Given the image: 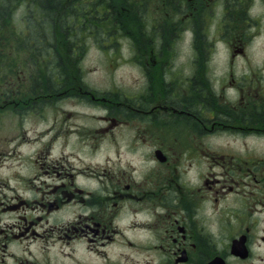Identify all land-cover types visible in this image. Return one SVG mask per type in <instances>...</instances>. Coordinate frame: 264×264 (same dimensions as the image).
Segmentation results:
<instances>
[{"label":"flooded vegetation","instance_id":"flooded-vegetation-1","mask_svg":"<svg viewBox=\"0 0 264 264\" xmlns=\"http://www.w3.org/2000/svg\"><path fill=\"white\" fill-rule=\"evenodd\" d=\"M172 1L178 10L174 18L167 11L171 0H157V16L145 35L153 47L164 44L145 52L152 61L146 74L153 73V80L154 70L162 67V84L149 88L147 98H122L119 114L110 120L127 127L136 118L146 126L135 131L128 147L137 149V139L150 149L149 174L134 183L118 176L89 191L76 185L71 169L48 165L33 200L4 209L20 213L10 227L18 231L14 239L43 242L38 255L25 251L19 264H56L59 253L65 264H264V160L219 158L212 146L204 150L202 142L220 133L264 139V69L261 83L247 75L223 76L217 88L210 77L215 74L202 65L215 50H192L188 65L180 67L174 61L180 51L169 49L170 40L181 37L185 21L192 22L193 38L220 41L202 35L207 13L195 17L192 1L211 13L220 7L217 35L229 42L233 30L244 44L241 36L250 41L264 36V0L259 12L256 0ZM202 153L210 161L200 163L203 173L187 174L182 160L193 168ZM64 212L67 217L57 219ZM56 242L64 243L60 252L53 248Z\"/></svg>","mask_w":264,"mask_h":264},{"label":"rangeland","instance_id":"rangeland-1","mask_svg":"<svg viewBox=\"0 0 264 264\" xmlns=\"http://www.w3.org/2000/svg\"><path fill=\"white\" fill-rule=\"evenodd\" d=\"M256 3L255 11L259 12L262 10V3L260 0H256ZM191 6L194 9L190 11L195 13V17L200 13H207L204 19L207 28L202 35H208L215 41L220 40L205 44V49L215 52L212 55L214 58L211 56L208 63H202L211 68V74H215L214 78L210 77L216 83V87H220L223 76L247 75L251 76V81L261 83L260 72L264 69V36L251 41L241 36L247 41L243 44L236 40V32L232 30L230 32L234 34L233 39L226 42L216 31L223 16L221 8L211 13V9L206 11L195 1L191 2ZM251 7L252 4L247 6L248 9ZM146 8V18L141 25L152 29L150 19L156 18V9H151L154 8L153 4ZM23 10L14 8L9 29L7 26L5 28V33H9L7 39H17L12 35L14 33H17V37L24 38L21 25L25 22L22 19L25 11ZM167 11L171 18L175 17L174 11L178 12L173 7L172 0ZM133 19L137 21L136 18ZM126 23L130 31L124 32L123 36L121 31L119 35L117 34L118 39L116 35L109 38L111 41L106 38L102 41L90 38L79 62L76 64L69 62L68 65L75 70L69 72L66 85L60 84L56 91L51 92L44 90L39 92L32 88L34 78L41 71L40 66L34 62L33 65L25 52H16L13 42H6V53L10 56L8 63L11 65L9 71L12 73L2 81L3 84H0V97L5 92L10 93L8 100L0 101V264H19L20 259L25 257V251L28 256L31 255V251L34 256L39 253L43 242L29 243L13 238L14 233L18 231L10 227L17 223L20 213L4 209L8 205L19 203L20 200H33L38 187H41L39 185L41 182L39 179L43 178L41 174L47 171L48 165L57 164L62 171L71 169L76 175L73 178L77 182L76 185L89 191L99 189L102 182L111 184L118 176L134 183L140 182L142 177H146V173L149 174L150 149L135 138L137 149L130 150L128 147L129 138L136 135V130L145 129L146 126L135 117L130 123L133 125L127 127L117 126L110 120H115L119 114L118 102L124 103L121 101L122 98L134 96L147 98L151 94L149 88L162 84V67L154 70L153 80L151 77L153 73L146 74L148 72L145 66L152 65V61L145 52L151 48L163 49L164 44L158 42L156 47H153L148 37L141 34L142 32L139 33L137 26L139 24L132 23L130 28L131 22ZM191 23V21L183 23L185 28L181 29L182 35L178 41L170 40L172 47L169 49L180 51L177 53L179 57L174 59L176 66H187L186 62L189 56L191 57L192 50L196 49L195 41H192L188 33ZM171 32L173 31L170 30ZM56 37L61 39L59 33H56ZM197 40L199 48H203L202 39ZM132 48L138 52L134 53ZM60 54L65 57V54ZM7 66L8 64L5 67ZM152 81L154 82L151 83ZM262 86L264 87V84ZM131 111L128 110L130 116ZM105 129L107 130L103 133L102 130ZM202 142L204 150L206 145L212 146L218 153L215 156L219 158L231 155L244 160L247 156L264 160V139L261 138L235 137L231 133H220L204 137ZM205 156L203 153L199 154L193 168L188 166L191 164L188 160L183 159L182 169L192 176L198 171L203 173L200 163L205 165L210 162ZM42 166L44 168L40 169ZM18 195L23 198H18ZM66 215V212L60 213L57 219H64ZM138 215L139 218L146 219L145 214ZM54 220L55 215L51 217V222L54 223ZM4 243L8 247L2 250ZM63 246V242H56L53 248L60 252ZM57 261L56 264H65L60 253Z\"/></svg>","mask_w":264,"mask_h":264},{"label":"trees","instance_id":"trees-1","mask_svg":"<svg viewBox=\"0 0 264 264\" xmlns=\"http://www.w3.org/2000/svg\"><path fill=\"white\" fill-rule=\"evenodd\" d=\"M146 6L145 0H0V84L12 73L8 63L10 56L6 53L7 41L13 42L16 52H25L32 64L40 66L41 71L34 78L32 88L39 92L56 91L60 84L66 85L69 72L75 70L68 65L69 62H79L90 38L111 41L121 31L123 36L124 32L130 31L126 25L128 21L131 22L130 28L132 23L139 24V33L147 34L146 26L141 25L146 18ZM15 7L25 10L22 35L29 34L30 37H17L14 33L12 35L17 39H7L9 33H5V28L9 29ZM202 41L204 45L200 48L205 50V44L209 42ZM197 47L200 49L195 39ZM8 98L10 93L5 92L0 101Z\"/></svg>","mask_w":264,"mask_h":264}]
</instances>
